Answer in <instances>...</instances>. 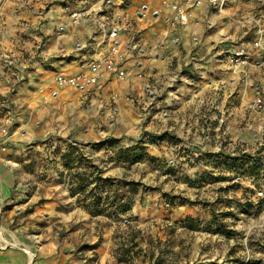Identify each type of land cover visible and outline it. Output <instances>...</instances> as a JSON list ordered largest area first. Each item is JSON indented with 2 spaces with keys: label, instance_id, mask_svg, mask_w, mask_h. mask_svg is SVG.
Wrapping results in <instances>:
<instances>
[{
  "label": "crops",
  "instance_id": "0c3cea01",
  "mask_svg": "<svg viewBox=\"0 0 264 264\" xmlns=\"http://www.w3.org/2000/svg\"><path fill=\"white\" fill-rule=\"evenodd\" d=\"M78 10L88 12L74 23ZM172 14L162 0H0V264H126L119 226L106 222L120 212L86 204L157 194L111 161L110 140L157 138L147 152L159 155L184 142L204 178L223 169L207 154L264 153V111L247 108L264 97L253 46L264 0H227L220 12L204 4L174 25ZM115 22L123 28L111 40ZM112 42L127 52L124 78L57 85ZM240 46L251 62L237 68L228 55Z\"/></svg>",
  "mask_w": 264,
  "mask_h": 264
},
{
  "label": "rangeland",
  "instance_id": "374dc122",
  "mask_svg": "<svg viewBox=\"0 0 264 264\" xmlns=\"http://www.w3.org/2000/svg\"><path fill=\"white\" fill-rule=\"evenodd\" d=\"M150 140L140 141L145 152L137 163L120 154L127 146L109 141L111 161L124 160L125 176L157 194L136 202L130 197L126 211L106 220L119 226L118 258L126 264H264V196L258 195L264 191L262 174H252L246 162L236 169L223 168L220 174L205 171L204 178L201 155L183 149L184 142L171 151L163 148L166 155H159L147 152ZM244 154L251 153L233 155ZM170 161L174 165H168ZM135 188L127 187L130 193ZM100 199V205L105 204V198ZM126 203L101 207L111 213Z\"/></svg>",
  "mask_w": 264,
  "mask_h": 264
},
{
  "label": "built area",
  "instance_id": "2783aa9c",
  "mask_svg": "<svg viewBox=\"0 0 264 264\" xmlns=\"http://www.w3.org/2000/svg\"><path fill=\"white\" fill-rule=\"evenodd\" d=\"M227 0H180L170 2L162 0V4L173 11L172 16L168 19L171 25L176 23H185L188 21L190 12L195 7L204 4L210 5L213 10L218 12L225 8ZM87 10H78L71 12V18L74 23H79L81 18L86 15ZM123 28L122 24L115 22L107 33L108 39L114 40L118 32ZM255 50L260 53V61L264 63V35L257 31V37L253 41ZM251 52L244 46H240L232 50L228 55L230 63L234 67H240L250 64ZM127 60V52L122 50L120 46L114 42L110 44L106 51L97 57L89 60L87 64L82 65L81 70L72 76H58L56 83L59 87L65 85L72 87H89L98 84L100 77L109 74L118 78H124L126 72L124 63ZM142 74H138L140 77ZM247 108L252 111H264V97L255 96L248 104ZM3 133L6 131L3 129ZM258 195L264 196V191L258 192Z\"/></svg>",
  "mask_w": 264,
  "mask_h": 264
},
{
  "label": "trees",
  "instance_id": "16d2710c",
  "mask_svg": "<svg viewBox=\"0 0 264 264\" xmlns=\"http://www.w3.org/2000/svg\"><path fill=\"white\" fill-rule=\"evenodd\" d=\"M151 140H157V138H153ZM145 151H143V146H141L140 142L132 144L130 146L125 147L124 149L120 150V154L122 157L126 160H131L134 162H137L142 158V155H144ZM142 153V154H141ZM132 154V155H130ZM207 158L211 157L213 158L214 163L217 166H220L221 168H226V169H236L240 164L243 165L244 163H248V165L251 167V173L255 175H259L260 173L261 178H264V153L257 152L255 154H244L241 157L240 156H235V155H225L223 152L219 153H214V154H207ZM235 167V168H234ZM223 170V169H222ZM72 178V177H71ZM218 179H226V177H217ZM111 180V178L109 179ZM131 188L134 186H130ZM105 197V204L100 205L101 199L100 197L94 196V198L88 202L87 208L89 210H93L95 212H107V214H110L107 211V208L101 207L103 205H113L112 201L108 202ZM127 203L124 205H121V209H117L118 212H123L128 209L127 207L129 206V202L131 198H126ZM260 208V207H257Z\"/></svg>",
  "mask_w": 264,
  "mask_h": 264
}]
</instances>
